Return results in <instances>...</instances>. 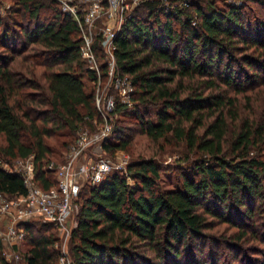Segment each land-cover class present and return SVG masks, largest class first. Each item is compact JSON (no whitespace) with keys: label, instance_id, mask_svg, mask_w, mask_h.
<instances>
[{"label":"trees","instance_id":"obj_1","mask_svg":"<svg viewBox=\"0 0 264 264\" xmlns=\"http://www.w3.org/2000/svg\"><path fill=\"white\" fill-rule=\"evenodd\" d=\"M180 1L171 8L144 0L116 36L118 71L135 90L134 105L118 100L115 112L134 115L151 139L171 135L203 157L174 189L160 186L163 166L154 158L129 164L135 185L112 172L82 187L69 237L73 264H219L223 242L207 232L218 221L236 227L231 238L242 239L248 227L253 238H264L254 227L257 203L264 201V105L254 110L252 93L244 106L238 97L264 86V12L253 6L264 9V0L223 6L218 0ZM9 15L14 17L0 33V160L33 154L36 177L48 188L54 172L43 169L52 152L47 138L74 137L81 126L102 120L97 74L81 55L79 23L56 0H17ZM94 49L102 53L101 37ZM86 81L94 87L88 90ZM149 102L159 103L156 119L147 115ZM124 120H115L106 152L128 148L134 127ZM0 191L26 194L22 175L0 166ZM24 227V264H57V226L34 219ZM229 245L233 259L241 260L235 264H252L233 240ZM0 264H13L1 237Z\"/></svg>","mask_w":264,"mask_h":264},{"label":"built area","instance_id":"obj_2","mask_svg":"<svg viewBox=\"0 0 264 264\" xmlns=\"http://www.w3.org/2000/svg\"><path fill=\"white\" fill-rule=\"evenodd\" d=\"M59 1L62 11L75 19L81 27V55L89 63V68L96 71L99 88L101 83L106 81L105 89L102 91L98 88L96 93V104L103 120L94 121L96 125L102 124L98 130H90L87 126L79 128L74 143L70 145L66 161H52L43 165L46 172H54V181L48 188L42 187L36 177L38 164L33 154L13 159L12 164L0 160L1 167L22 175L27 188L26 194L16 196L0 191V219L9 220L6 234L0 233V237L3 242L8 238L12 244L15 243L14 246L26 235L24 223L34 219L53 222L58 228L59 237L69 238L75 225L73 218L77 212V200L82 187L86 184H98L112 172H118L128 180L132 178L129 168L131 160L127 155L123 153L122 158L114 159L101 151H105L104 142L115 127L114 119L118 117L115 112L117 101L129 107L134 105L135 87L129 76L122 74L117 68L115 38L132 16V13L127 12L130 3L139 4L144 0H94L89 12L80 8L81 0ZM103 13L108 14L113 25H110L109 31L103 30L93 34L92 26ZM96 37L102 38V62L94 49ZM102 64L106 65L105 70ZM69 257L71 256L68 251L62 248L59 262L73 264ZM12 258H21V255L15 253Z\"/></svg>","mask_w":264,"mask_h":264},{"label":"rangeland","instance_id":"obj_3","mask_svg":"<svg viewBox=\"0 0 264 264\" xmlns=\"http://www.w3.org/2000/svg\"><path fill=\"white\" fill-rule=\"evenodd\" d=\"M17 0H0V33L2 31V28L4 26L5 22L10 23L11 18L14 16L9 15V11L15 6ZM58 3H60L59 0H56ZM178 1V0H176ZM176 1L171 2V0H163V4L167 7L173 8L177 4L182 5V1ZM94 0H81V9L90 11L91 6L93 4ZM199 2L205 3V0H199ZM232 3L236 5H240L243 1L242 0H218L217 4L219 6H223L224 3ZM251 3V2H250ZM140 4V3H139ZM139 4H136L134 2H131L129 5V9L127 10L128 13H133L135 7ZM254 10L259 12L261 9L260 5H253ZM60 7V4H59ZM43 18L49 20L51 17L49 15V12L43 11ZM140 14H146L145 11L142 9V12ZM110 25L112 26V22L108 18V14L103 13L94 22V25L92 26V32L93 34L98 31H106L109 29ZM176 28L179 27L178 23H175ZM109 31V30H108ZM99 60H103V57L101 55V52L98 53ZM15 60L13 63L14 66L17 65V61L20 59ZM89 65V63H88ZM190 80L185 79L184 83L188 85ZM106 81H103L101 83V86L99 88V83L97 82L95 85L96 93L98 91V88L100 90L105 89ZM86 87L89 90L90 87H94L92 82L86 81ZM188 92V89L186 90V93ZM252 93V101L253 105L255 106L254 110L260 111L262 106L264 105V86H258L255 87L252 91H248L245 93L238 94V97L240 99V103L244 106V104L247 102V96ZM147 109L149 110V113L147 115L152 118L156 119V111L159 107V103H151L149 102L147 105ZM143 107V106H142ZM241 108H244L241 106ZM124 118L125 120L122 121V124L131 127L133 130L130 131V142L128 145V148L126 150L119 149L115 153H109L106 151H101L102 154H107L110 156H113L114 159L122 158L124 155H127L129 160L131 162L133 160H138L142 158H154L161 166H163V170L160 174V186L163 189H174L178 187L180 182V176L183 172H188L192 169L193 166H195L198 159H200L202 156L201 152H198L197 150H191L187 147L186 143L183 141H177L175 137L168 135L166 138H161L158 140H153L150 137H148L146 134L140 131L138 120L134 117V115L129 116H120L117 118ZM103 120V119H102ZM101 120V121H102ZM102 125V124H101ZM101 125L94 124V127L92 128L94 131L98 130ZM84 127L87 125H83ZM89 127V126H87ZM90 128V130H92ZM78 135V132L73 136H66V135H57L51 138H47L48 144L52 148V152L48 156V158H51L48 162H56V163H62L66 161V156L69 152L70 145L74 143L76 137ZM73 137V139H72ZM68 140V141H67ZM72 140L69 146L65 143V141L69 142ZM2 140L0 139V143ZM66 144V145H65ZM118 152V153H117ZM252 153L256 152V149L253 147ZM206 156V155H205ZM4 160V159H3ZM5 161V160H4ZM13 160L5 161V162H11L12 164ZM45 161V164L48 163ZM15 164V163H14ZM129 182L132 185H135V179L131 178ZM258 210L260 212L256 213L255 216V228L256 231L259 230L264 231V201L257 203ZM75 219V218H73ZM43 222L42 219H37ZM75 222V221H74ZM9 226V220L8 219H0V233L2 235L6 234V231L8 230ZM248 233L240 240L231 238L232 234L237 230L236 227H233L232 225L228 224L227 222L218 221L216 222V225L213 229H210L207 232H210L214 234L215 237H219L220 241L223 242V245H220L218 249L217 254V260L219 264H235L234 262H240L238 259L234 258V252L231 249L229 245V241L233 240V245H237L240 247L243 252L248 255V258L252 261H250L252 264H264V238H253V228L248 227ZM6 237V236H5ZM59 243L58 247L62 251V248H65L68 253L70 252V238H61L59 237ZM227 239V240H225ZM15 244V243H14ZM14 244H12V241H10L8 238L4 239V255L6 259L13 264H24V261L21 258H12V254L18 253L21 255L22 251H25L28 248V244H26L23 240L18 242L15 247ZM212 250L211 245L209 244L204 249V255L207 257H210V251ZM209 255V256H208ZM71 256V255H70ZM154 256V255H152ZM70 260H72L71 257H69ZM57 264H61L59 260L57 261Z\"/></svg>","mask_w":264,"mask_h":264}]
</instances>
